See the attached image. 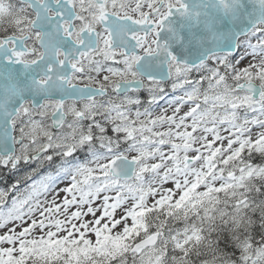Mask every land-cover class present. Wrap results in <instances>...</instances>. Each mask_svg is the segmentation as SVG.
<instances>
[{"label": "snow or ice", "instance_id": "1", "mask_svg": "<svg viewBox=\"0 0 264 264\" xmlns=\"http://www.w3.org/2000/svg\"><path fill=\"white\" fill-rule=\"evenodd\" d=\"M0 264H264V0H0Z\"/></svg>", "mask_w": 264, "mask_h": 264}]
</instances>
